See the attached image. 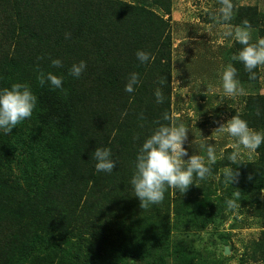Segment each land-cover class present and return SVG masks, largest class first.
I'll return each mask as SVG.
<instances>
[{"label": "trees", "instance_id": "16d2710c", "mask_svg": "<svg viewBox=\"0 0 264 264\" xmlns=\"http://www.w3.org/2000/svg\"><path fill=\"white\" fill-rule=\"evenodd\" d=\"M172 6L173 0H0V88L27 83L38 97L31 119L10 134L0 132V264L147 262L151 252H168L175 230L188 225L204 229L216 218L223 222L234 211L227 209L228 199L244 207L249 192L256 200L264 189L262 144L255 162L232 165L225 160L239 172L233 183L224 185L219 179L212 186L209 178L199 180L198 187L190 186L175 199L173 222L170 189L163 202L146 209L133 196L130 180L140 145L160 124L171 123V30L165 17L171 16ZM245 20L256 30L252 42L264 38V14L256 5L234 8L230 24ZM208 21L214 30L223 25L212 17ZM218 38L214 34L210 40ZM242 47L232 43L223 53L249 92L243 112H230L259 130L264 128V94L253 93L257 86H251L262 73L255 69L257 78L250 80L243 64L231 59ZM138 50L154 59L141 64ZM56 58L63 61L62 68L52 67ZM82 60L86 71L72 77L71 65ZM41 70L63 76L66 94L40 86ZM133 72L141 83L127 93L125 84ZM157 88L165 96L162 104L156 103ZM95 148L111 149L117 162L111 174L96 172ZM219 164L211 166L212 172ZM80 212L87 219L84 227L89 224L74 233L67 218L77 219ZM91 229L92 240L85 237ZM252 245L253 258L264 259V240ZM178 255L182 262L176 264L189 262ZM161 258L155 264L170 261Z\"/></svg>", "mask_w": 264, "mask_h": 264}, {"label": "rangeland", "instance_id": "374dc122", "mask_svg": "<svg viewBox=\"0 0 264 264\" xmlns=\"http://www.w3.org/2000/svg\"><path fill=\"white\" fill-rule=\"evenodd\" d=\"M232 3L234 8L242 4L256 5L264 14V0H232ZM219 7V0H173L171 16H164L168 19L171 30V122L188 126L190 155L206 157L207 144L215 147L216 161L220 164L217 165L216 171L212 172V176L208 177L212 186L213 182H218L219 179H222L224 185L227 184L224 170L231 166L227 165L225 160L235 165L229 160V156L236 151V140L227 134L219 133L217 128L232 117L230 109L236 110L237 113L243 112L246 97H227L221 87L223 69L231 63L223 56L229 42L222 39L224 25H219L214 30L209 28L212 24L208 21L212 17L211 11L217 12ZM214 34L219 38L211 42L210 37ZM260 69L262 74L251 87L257 86L253 93L257 91L264 94V67ZM245 91L248 95L247 88ZM198 104L203 105L202 110L195 109ZM257 131H264V128ZM258 155V151L250 154L241 146L238 160L255 162ZM195 183L199 184V180ZM243 186H246V183H243ZM213 190L212 187L209 193ZM219 193L217 189L216 194ZM258 194L257 199L252 200L253 193L249 192L246 205L239 206L223 222L216 218L215 222L204 229L196 230L188 225L181 230H175L169 239L170 255L168 252L161 255V252L158 253L154 249V253L148 254L151 264L161 261V256L167 261L170 259L167 264L180 263L182 258L178 255L179 252L189 258V262L185 264H264V259L252 256V243L264 240V189ZM181 196L183 195L179 192L174 194L169 190L168 205L172 207L169 209L170 222L175 219L174 200H179ZM139 213L150 215L142 210ZM91 220L96 223L98 218ZM84 225L83 219L78 220L73 224V232L83 231ZM90 231L85 237L92 240V229ZM228 244L232 250L224 255V247ZM150 261H135V264H149Z\"/></svg>", "mask_w": 264, "mask_h": 264}, {"label": "clouds", "instance_id": "9594fccd", "mask_svg": "<svg viewBox=\"0 0 264 264\" xmlns=\"http://www.w3.org/2000/svg\"><path fill=\"white\" fill-rule=\"evenodd\" d=\"M219 2L220 7L217 12L212 13V19L215 24L222 23L224 25L222 39L228 40L229 46L232 43H239L243 46L238 54L233 55L231 59L242 63L248 73V78L255 80L257 73L254 70L264 67V38H257L255 42H252V34L256 30L253 29L251 23L245 20L242 25H231L230 21L234 18L232 0H219ZM213 26L209 25V28L211 29ZM136 58L141 64L149 63L154 59L148 52L142 50L136 52ZM51 65L53 68H62L63 61L60 58L51 59ZM86 69L87 64L82 60L71 65L69 74L78 79ZM37 79L40 86L48 85L51 89H59L66 94V90L63 88V76L55 75L52 72L45 73L41 70ZM140 83L139 73H131L125 84V91L134 93ZM221 87L224 95L230 98L247 95L238 79L237 68L231 63L223 69ZM154 95L156 103H164L165 96L160 88L155 90ZM37 103L38 97L27 83H14L10 88H0V132L6 135L10 134L18 124L31 119ZM257 115H261L259 110ZM163 119L167 121L169 116L165 114ZM217 130L236 140V151L229 156L232 163L237 162L241 146L251 154L256 153L257 149L264 144V131L250 128L248 122L239 115H234L220 124ZM189 133V128L184 123L160 124L140 145L135 156L134 174L130 184L133 196L140 201L141 208L146 209L151 205L163 202L165 192L169 189L174 194L176 192L184 194L190 186L198 187L195 183L196 180L202 181L211 175V166L217 160L215 147L212 144H207L206 158L201 155H190L188 150ZM94 160L97 173L111 174L116 168L117 162L113 160L110 148H95ZM224 173L226 180L231 183L239 176V172L230 167L225 168ZM226 206L229 210H235L239 204L235 199H228ZM84 216L80 212L77 219L67 218V221L73 227V224L80 219L87 222L86 216ZM88 224L86 223V226ZM86 226L83 229L87 228Z\"/></svg>", "mask_w": 264, "mask_h": 264}, {"label": "water", "instance_id": "95a60500", "mask_svg": "<svg viewBox=\"0 0 264 264\" xmlns=\"http://www.w3.org/2000/svg\"><path fill=\"white\" fill-rule=\"evenodd\" d=\"M229 253H230L229 247H228V246H225V247H224L223 254H224V255H227V254H229Z\"/></svg>", "mask_w": 264, "mask_h": 264}]
</instances>
